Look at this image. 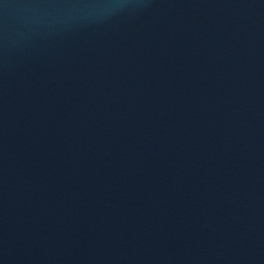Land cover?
Wrapping results in <instances>:
<instances>
[{
  "label": "water",
  "instance_id": "water-1",
  "mask_svg": "<svg viewBox=\"0 0 264 264\" xmlns=\"http://www.w3.org/2000/svg\"><path fill=\"white\" fill-rule=\"evenodd\" d=\"M0 264H264V0H0Z\"/></svg>",
  "mask_w": 264,
  "mask_h": 264
}]
</instances>
